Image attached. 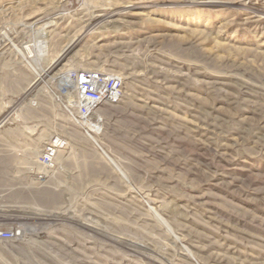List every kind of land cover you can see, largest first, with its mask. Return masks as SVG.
<instances>
[{
    "label": "rangeland",
    "instance_id": "obj_1",
    "mask_svg": "<svg viewBox=\"0 0 264 264\" xmlns=\"http://www.w3.org/2000/svg\"><path fill=\"white\" fill-rule=\"evenodd\" d=\"M199 1L0 0V213L22 228L0 264H264V0ZM69 69L123 79L90 131L116 168L54 95Z\"/></svg>",
    "mask_w": 264,
    "mask_h": 264
},
{
    "label": "built area",
    "instance_id": "obj_2",
    "mask_svg": "<svg viewBox=\"0 0 264 264\" xmlns=\"http://www.w3.org/2000/svg\"><path fill=\"white\" fill-rule=\"evenodd\" d=\"M123 79L118 74L106 73L95 69H69L59 86V95L67 97L63 106L68 118L82 126L87 121L93 125L92 114L105 103L116 104L122 97ZM57 97L56 94H54ZM94 115V114H93ZM2 122V121H1ZM91 131V130H90ZM67 145L65 136L54 133L43 143L37 155L36 166L30 168L32 176L38 182H44L47 174L56 166L59 152ZM22 228L10 224L0 213V241H14L20 236Z\"/></svg>",
    "mask_w": 264,
    "mask_h": 264
},
{
    "label": "bare ground",
    "instance_id": "obj_3",
    "mask_svg": "<svg viewBox=\"0 0 264 264\" xmlns=\"http://www.w3.org/2000/svg\"><path fill=\"white\" fill-rule=\"evenodd\" d=\"M196 3V2H195ZM197 3H200V4H202V5H214V6H218V5H223L222 4V2H217L216 0L214 1H212V0H203V1H199V2H197ZM128 6H130V5H128ZM117 12H115V13H112V14H110V15H108V16H112V15H114V14H116ZM93 27H91V29H92ZM90 29V27L89 28H87V32L88 31H90L89 30ZM4 34V33H3ZM84 35H86V31H85V33H83L82 35H79L78 37H74L73 39H71V41L67 44V45H65L62 49H61V51L58 53V55H57V59H54L55 61H53V63H52V66H54L55 64H57L60 60H62L63 59V57L69 52V51H71L73 48H75L80 42H81V40L84 38ZM8 40V39H7ZM42 43H44V42H41L39 45H38V47H40V45H42ZM47 43V42H46ZM46 43H44V46H46ZM13 45V48L15 49V51L21 56V59H23V61H25V63H26V65H28V67L29 68H31V70L33 71V73L35 74V79L33 80V83L32 84H34V82L36 83L37 81H44V74L46 73V70L45 69H42V68H40V67H38V64H37V62H36V58H32L31 59V57H32V54H31V52H30V50H29V47L26 45V46H21V47H18V46H16V45H14V44H12ZM47 48H48V46H47ZM46 48V49H47ZM49 50V49H48ZM39 54L40 53H47V51L45 50V48H40L39 50ZM38 56V55H37ZM29 59V60H28ZM47 71H48V69H47ZM63 80H61L62 82L64 81V79H65V76L62 78ZM46 84V83H45ZM48 90H49V92H51L50 90V87H48ZM53 93V92H52ZM57 95V94H56ZM56 97V96H55ZM57 100H61V97H60V95H57ZM70 99V98H69ZM69 99L67 100V101H69ZM94 114V115H93ZM92 114V117L94 118V116H95V113H93ZM100 118L99 117H96L95 118V122L93 123V125L90 123V121H87L85 124H83L82 123V126H86V130H84V133H85V135L92 141V142H94L95 143V136H94V134H91L90 133V130L91 131H94V132H96L97 130H98V128H99V126H100V120H99ZM96 144V143H95ZM96 147H98V149H100L101 150V153L108 159V161L115 167V165L113 164V161L107 156V154H105V152L101 149V148H99V146L96 144ZM116 168V167H115ZM114 168V169H115ZM119 168V167H118ZM120 169V168H119ZM119 172L123 175V177H126L124 174H123V172H121L120 170H119ZM37 181V180H36ZM156 215V217L165 225V227L167 228V230L168 231H170L171 233H172V231H171V227H169L168 226V224H166V222H164L163 221V219L161 218V216H159L158 215V213L157 214H155ZM21 234V233H20ZM174 238V237H173ZM183 249L186 251V253H188V254H190L191 255V253H190V250H188L187 248H185V247H183Z\"/></svg>",
    "mask_w": 264,
    "mask_h": 264
}]
</instances>
